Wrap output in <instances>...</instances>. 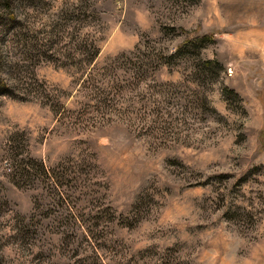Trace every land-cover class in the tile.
<instances>
[{
  "label": "rangeland",
  "instance_id": "374dc122",
  "mask_svg": "<svg viewBox=\"0 0 264 264\" xmlns=\"http://www.w3.org/2000/svg\"><path fill=\"white\" fill-rule=\"evenodd\" d=\"M12 15L0 264H264V0H0ZM23 145L68 181L15 185Z\"/></svg>",
  "mask_w": 264,
  "mask_h": 264
},
{
  "label": "trees",
  "instance_id": "16d2710c",
  "mask_svg": "<svg viewBox=\"0 0 264 264\" xmlns=\"http://www.w3.org/2000/svg\"><path fill=\"white\" fill-rule=\"evenodd\" d=\"M4 8L9 9L11 6H8V3L5 5ZM1 23L3 25H6L8 22L9 24L17 23L16 18L12 15L10 18H4L0 16ZM31 33H36V31H31ZM50 39L46 41L48 44V48L52 47L53 45L57 44L60 40H52ZM32 41L29 43V45L36 50L37 52L41 53V47L46 46L47 44L42 42V39H31ZM211 41L210 37L203 36L199 37L197 41H200L202 43L206 41ZM41 41V42H40ZM54 41V42H53ZM53 44H49L52 43ZM28 45V43H26ZM82 45H80L81 47ZM88 48V46H86ZM85 48V47H84ZM88 51V57H89V63L93 62L96 57L99 54V49L94 44H90ZM81 50V49H80ZM45 52V51H43ZM84 54H86L85 51H82ZM43 54V53H42ZM27 68V67H26ZM27 73L30 75L31 78V84L32 86L36 85V75L34 72L30 69H27ZM3 96H9V97H19L13 90V87H9L8 83L0 78V97ZM21 98V97H19ZM16 151H19V153L14 154L12 157H10V162L12 165V168L14 169V184L17 186H25L29 185L30 183H36L37 181L41 182H48L52 185L58 186L59 184H62L66 181H68V175L67 171L69 167H66L63 163L58 164L55 168H48L43 161H40L34 157H32L27 151L25 146L23 145L20 147H14ZM9 163V162H8ZM52 182V183H51Z\"/></svg>",
  "mask_w": 264,
  "mask_h": 264
}]
</instances>
